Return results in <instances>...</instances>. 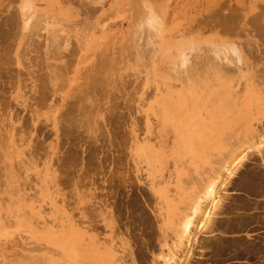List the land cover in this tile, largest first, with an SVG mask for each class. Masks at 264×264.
Here are the masks:
<instances>
[{
    "label": "rangeland",
    "instance_id": "rangeland-1",
    "mask_svg": "<svg viewBox=\"0 0 264 264\" xmlns=\"http://www.w3.org/2000/svg\"><path fill=\"white\" fill-rule=\"evenodd\" d=\"M222 4L181 27L165 25L152 0H0L3 228L24 217L57 235L75 231L103 264L198 258L193 242L204 249L209 221L227 218L214 209L232 203L227 178L264 169V0ZM129 12L141 13L133 25ZM93 36L106 39L84 54ZM186 87L210 93L195 122H229L194 157L159 118L161 97L175 102ZM45 247L22 231L0 242V260L69 264Z\"/></svg>",
    "mask_w": 264,
    "mask_h": 264
},
{
    "label": "bare ground",
    "instance_id": "bare-ground-1",
    "mask_svg": "<svg viewBox=\"0 0 264 264\" xmlns=\"http://www.w3.org/2000/svg\"><path fill=\"white\" fill-rule=\"evenodd\" d=\"M151 6V5H150ZM149 6V7H150ZM133 23V22H132ZM54 24V23H53ZM86 25H88L86 23ZM90 28V27H89ZM61 29V28H60ZM70 30V29H69ZM55 31V30H54ZM53 31V32H54ZM52 32V31H51ZM106 38L105 37H101V36H93V41L91 44H88L89 41H87V37L85 39H83V49H84V54H87L89 52H92L93 50H97L99 49V47H101ZM214 42V41H213ZM81 44V43H80ZM101 45V46H100ZM223 45V44H222ZM107 47V46H106ZM195 47V46H194ZM55 48V47H54ZM190 48V47H189ZM106 49V48H105ZM59 50V49H58ZM77 50V49H76ZM56 51V50H55ZM54 51V53H55ZM105 51V50H104ZM51 52V51H50ZM53 52V50H52ZM139 52V51H138ZM53 53V54H54ZM103 53V52H102ZM77 54V52H76ZM75 54V55H76ZM172 54V53H171ZM140 55V54H139ZM143 55V54H142ZM102 56V55H101ZM106 56V55H104ZM136 56V55H135ZM173 56V55H172ZM61 57V56H60ZM107 57V56H106ZM99 58V57H98ZM142 58V57H141ZM73 59V58H71ZM102 59V58H101ZM106 59V58H103ZM133 59V58H132ZM82 62L81 64L88 62V59H85V57H82ZM98 60V59H97ZM107 61V60H105ZM98 63V62H97ZM100 64V63H98ZM99 66V65H98ZM101 66V65H100ZM49 67V65H48ZM51 67V66H50ZM220 69V68H219ZM92 70V69H91ZM216 70V67H215ZM221 72V71H220ZM88 74V73H87ZM174 74V72L172 73ZM222 74V72H221ZM94 75V74H93ZM89 76V75H88ZM173 77V75H172ZM190 77V76H189ZM90 78V77H89ZM99 78V77H98ZM124 80V79H123ZM181 80V78H180ZM88 81V80H87ZM102 81V80H101ZM105 81V80H104ZM184 81V79H183ZM185 82V81H184ZM183 82V84H184ZM182 84V85H183ZM101 85V84H100ZM186 85V84H185ZM184 85V86H185ZM188 85V84H187ZM62 86V85H61ZM64 86V85H63ZM98 86V85H97ZM183 87V86H182ZM189 87V86H188ZM60 88V87H59ZM63 88V87H62ZM85 88V87H84ZM187 88V87H186ZM188 89V88H187ZM60 90V89H58ZM86 92V91H85ZM84 92V93H85ZM98 93V92H97ZM79 94V93H78ZM205 91H197L195 89H188L186 92H179L177 95V100H175V102H167L166 100L169 99V96L173 95V94H169L167 93L165 96H162L161 99L158 101L159 104L161 105V110H159L160 113V120L161 123L163 125L164 129H171L173 133L177 134L176 138H177V146L181 145L182 147L184 146V144H186V148H187V154H191L193 157L196 156L197 151H200L202 149H205L207 147H210V145L212 144V138L211 136L214 135V139H215V132H214V127H218L220 133L224 132L227 128L226 126H229V122H226L225 124H223V122H221L220 120H215L212 121L211 124H207L205 125L203 122V120H200L201 123H197L195 122L194 119L198 118V114L201 112L203 106H204V101H205V97L207 95H209L210 93H208L206 96H204ZM76 96V95H75ZM90 96V95H89ZM172 97V96H171ZM92 98V97H91ZM74 99V98H73ZM76 99V98H75ZM85 99V98H84ZM80 100V99H79ZM78 101V100H77ZM83 101V100H82ZM85 101V100H84ZM71 103V101L69 102ZM75 103V102H74ZM72 104V103H71ZM83 104V102H82ZM85 104V103H84ZM79 105V104H77ZM87 105V104H86ZM84 107V106H83ZM82 107V108H83ZM188 108V110H186L185 108ZM68 109V108H67ZM71 109V108H70ZM158 109H156L155 111H157ZM182 112H186V114L184 115ZM69 113V112H68ZM90 114V113H89ZM81 116V115H80ZM86 116V115H84ZM87 117V116H86ZM90 117V115H89ZM82 119V118H81ZM91 120V119H90ZM88 121V120H87ZM191 139H190V138ZM190 139V140H189ZM118 160V159H117ZM259 170H257L256 172H258ZM252 173L250 172V176H246L245 179H241L239 180L238 183H234L235 187L239 190H242L244 192H247L248 195H250V192H255L258 189H264V169L263 171L259 173ZM249 174V173H248ZM216 185V184H215ZM208 188V187H207ZM217 189V188H216ZM145 191V190H144ZM217 191V190H216ZM141 192V191H140ZM146 192V191H145ZM262 192V191H261ZM215 190L214 187L210 188L209 190V195L211 194L214 195ZM144 194V193H143ZM260 194V191H259ZM257 197V196H256ZM227 198V197H226ZM235 198V197H234ZM245 198V199H244ZM208 199V198H207ZM206 199V200H207ZM223 199V198H222ZM232 199V198H231ZM230 199V200H231ZM205 200V201H206ZM224 201V200H223ZM132 203V202H131ZM206 203V202H204ZM216 203V204H215ZM215 208H217L216 210L219 213H225L227 215V218H223V220H220L219 222H214L215 220L211 219L209 221L210 225H209V229L214 230V229H218L219 227H234V226H246L247 224H249L251 221H253L255 219H253V217L251 216L252 214H248L246 212L243 213H238L236 210L239 209H245V210H250V208H252L256 202L254 203L253 201H251V199H248V197L244 196L243 198H237L235 199L230 205H224V203L220 200H215ZM226 203V201H225ZM136 204V203H135ZM204 205V204H203ZM202 205V206H203ZM257 205V204H256ZM192 207V206H191ZM200 207V206H199ZM140 208V207H139ZM193 208V207H192ZM256 208V206H255ZM261 208V207H260ZM145 209V208H144ZM201 210V209H200ZM204 210V209H202ZM215 211V210H214ZM236 211V212H235ZM134 212V211H133ZM137 212V211H136ZM202 212V211H201ZM207 212V211H206ZM134 214V213H133ZM198 214V213H197ZM229 214H232V216H229ZM210 215V214H209ZM195 216V215H194ZM209 217V216H208ZM135 218V217H134ZM142 218V217H141ZM195 219H199L197 217H194ZM193 218V219H194ZM210 218V217H209ZM262 219V218H261ZM181 221V220H180ZM196 221V220H195ZM194 220L193 222L196 223ZM208 221V220H207ZM217 221V220H216ZM193 223V224H194ZM203 223V222H202ZM208 223V222H206ZM181 225V224H179ZM206 225V224H205ZM140 226V225H139ZM182 226V225H181ZM194 226V225H193ZM244 226V227H245ZM136 227V226H135ZM191 225L190 222L187 223L186 228L190 229ZM203 227V226H201ZM137 228V227H136ZM148 228V227H147ZM146 228V229H147ZM150 228V227H149ZM193 228V227H191ZM154 229V228H153ZM209 229L207 232H209ZM239 229V228H238ZM25 231V233L28 235V238H30V240H34L37 241L38 243H40L41 245L44 244L46 245V249H51V251L57 253L59 256V260H61L62 262H66L69 264H92L93 262H95L96 264H103L105 262V255L102 254V252L100 250L94 249V248H90V249H85L83 247V244L81 242V239L79 237V235L77 233H75V231H71V232H63L61 234H56L51 232L50 230H46L44 228H38L34 225L33 221L28 218L27 220L24 219V217L21 218H17L16 219V223L13 227H9V228H3V226L0 225V242H2V240H7V239H11L14 234L19 233ZM140 231V230H139ZM146 231V230H145ZM148 231V230H147ZM151 231V230H150ZM189 231V230H187ZM213 232V231H212ZM238 232V231H237ZM134 233V232H133ZM155 233V232H153ZM181 233H183L181 231ZM179 233L178 231V235H182ZM210 233V232H209ZM132 234V233H131ZM130 234V235H131ZM137 234V233H136ZM150 234V233H148ZM147 234V235H148ZM155 235V234H154ZM189 235V234H188ZM146 236V235H145ZM134 237V236H133ZM132 237V238H133ZM180 237V236H179ZM177 236V238H179ZM147 238V237H146ZM228 238V237H227ZM183 239V238H182ZM245 239V238H244ZM135 240V239H134ZM228 240V239H226ZM238 240V239H237ZM183 241V240H182ZM140 242V241H139ZM137 242V243H139ZM217 242V241H216ZM215 242V244H216ZM220 242V240H219ZM221 242H224V240ZM179 243V247L180 246V242H175V244L177 245ZM235 244H237L236 242H233ZM234 244V245H235ZM138 245V244H137ZM140 246V243L139 245ZM151 246V245H150ZM170 246V245H169ZM175 249V245H172ZM172 246H170L169 248H171ZM242 246V245H241ZM141 247V246H140ZM177 247V246H176ZM222 245L219 246L218 242L215 246H213L214 250L212 249L211 251H213L214 253L218 252V250H221ZM224 247V246H223ZM226 247V246H225ZM41 248V247H40ZM229 248V247H227ZM245 248V247H244ZM258 248V247H257ZM256 248V250H257ZM32 249V248H31ZM44 249V248H41ZM138 249V248H137ZM136 249V250H137ZM247 249V248H246ZM28 250V249H27ZM45 250V249H44ZM171 250V249H170ZM173 250V249H172ZM173 250V251H174ZM178 250V248H177ZM181 250V248H180ZM224 250V248H223ZM219 251V252H223L224 255V251ZM225 250H227L225 248ZM237 250V249H236ZM135 251V250H134ZM139 251V250H137ZM143 252V250H141ZM173 251L171 253H173ZM243 251V250H242ZM261 251V250H260ZM176 252V251H175ZM179 252V251H178ZM177 252V253H178ZM218 252V254H219ZM228 252V250H227ZM248 252V251H247ZM253 252V251H252ZM213 253V254H214ZM226 253V251H225ZM222 254V253H221ZM235 254H237V252H235ZM241 254V253H240ZM4 255V254H3ZM19 255V254H18ZM140 256L139 254H136V256ZM227 255V254H226ZM21 256V255H20ZM129 256V255H128ZM135 256V257H136ZM137 256V257H138ZM146 256V255H145ZM175 256H178V254ZM192 256V255H191ZM218 256V255H217ZM221 256V255H220ZM237 256V255H236ZM256 256V255H255ZM10 257V256H9ZM23 257V256H22ZM122 257V256H121ZM124 257V256H123ZM130 257V256H129ZM164 257V256H163ZM167 257V256H166ZM214 257V256H213ZM216 257V256H215ZM231 257V256H230ZM125 258V257H124ZM127 258V257H126ZM143 258V257H142ZM141 258V259H142ZM178 258V257H177ZM241 258V257H240ZM10 259V258H9ZM24 259V258H23ZM23 259L21 261H23ZM27 259V258H26ZM29 259V258H28ZM32 259H36L32 258ZM38 259V258H37ZM45 259V258H44ZM166 259V258H165ZM176 259V258H175ZM15 260V259H14ZM25 260V259H24ZM137 260V259H136ZM139 260V259H138ZM143 260V259H142ZM153 260V259H152ZM210 260V259H209ZM217 260V259H216ZM18 261V260H17ZM20 261V262H21ZM35 261V260H34ZM38 261V260H37ZM140 261V260H139ZM138 261V262H139ZM177 261V260H176ZM175 261V263H176ZM219 261V260H218ZM16 262V260L14 261ZM41 262V261H40ZM132 262V261H130ZM144 262V261H143ZM174 262V261H173ZM215 262V261H214ZM2 263V260H0V264ZM11 263V262H10ZM42 263V262H41ZM146 263V262H145ZM154 263V262H153ZM166 263V261H165ZM169 262H167L166 264H168ZM172 263V264H175ZM178 263V262H177ZM3 264V263H2ZM7 264V263H6ZM15 264V263H13ZM21 264V263H19ZM39 264V263H38ZM45 264V263H44ZM180 264V262H179Z\"/></svg>",
    "mask_w": 264,
    "mask_h": 264
},
{
    "label": "crops",
    "instance_id": "crops-1",
    "mask_svg": "<svg viewBox=\"0 0 264 264\" xmlns=\"http://www.w3.org/2000/svg\"><path fill=\"white\" fill-rule=\"evenodd\" d=\"M124 1L132 5H135V3L139 2V0ZM152 1L154 3L155 15L158 18H161V21L165 25H168L167 20H174L175 22H173L172 24L181 27L198 25V20H203L205 16L211 12V10H215V8H219V6L223 5V0ZM187 5L192 6L190 10L185 7ZM140 14V12L138 14L130 12L127 13L125 15V19L131 21L128 25H133L132 22L141 17ZM235 179L227 178V181H232V183L234 184L236 183ZM228 194V200L232 198L230 202H233L237 198H243L244 196L248 197V199H251V201H253L254 203L256 202L257 205L255 204L252 208H250V210H236L238 213L246 212L248 214H252L251 216L253 217V219L255 217V219L246 226L244 225L245 227H219L218 229H214L211 233H205L203 230L199 238H202L204 249L201 250L197 248L196 241L193 242L192 251L198 258H195L191 264H264V189H258L255 192L251 191L250 195H248L247 192H243L239 189L234 190L231 188ZM221 240H224V242H221ZM216 241L218 242L219 246L222 245L221 250L219 249L218 252L222 251L224 248V255L223 252H219V254L217 252L216 254V252L214 253L213 251H211L212 249L214 250L213 246L217 244ZM233 242H236L237 244ZM225 248L228 250V252L227 250H225ZM200 251H202V256L198 255ZM235 252H237V254H235Z\"/></svg>",
    "mask_w": 264,
    "mask_h": 264
}]
</instances>
